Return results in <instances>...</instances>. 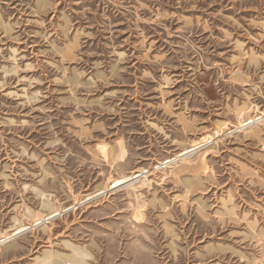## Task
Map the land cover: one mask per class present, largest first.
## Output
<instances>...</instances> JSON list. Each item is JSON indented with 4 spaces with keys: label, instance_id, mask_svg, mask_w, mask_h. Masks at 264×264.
Returning a JSON list of instances; mask_svg holds the SVG:
<instances>
[{
    "label": "rangeland",
    "instance_id": "1",
    "mask_svg": "<svg viewBox=\"0 0 264 264\" xmlns=\"http://www.w3.org/2000/svg\"><path fill=\"white\" fill-rule=\"evenodd\" d=\"M21 226L0 264H264V0H0Z\"/></svg>",
    "mask_w": 264,
    "mask_h": 264
},
{
    "label": "bare ground",
    "instance_id": "2",
    "mask_svg": "<svg viewBox=\"0 0 264 264\" xmlns=\"http://www.w3.org/2000/svg\"><path fill=\"white\" fill-rule=\"evenodd\" d=\"M258 120V119H257ZM255 121L256 120H253V119H247L246 121H244L243 122V124H242V126L240 127V128H247V127H250L251 125H253L254 123H255ZM207 144H208V142H207ZM207 144H199V145H197V146H194V147H191V148H187V149H185V150H183L182 151V153H180L178 156H176L175 158H173V159H169L168 161H165V162H163L162 163V165L161 166H164V167H167V165H169L170 163H172V162H174V161H176V160H178V159H181V158H187V157H190L194 152H196L197 150H199L201 147H203V145H207ZM145 172L143 171V172H138V173H135V174H133V175H131V176H128V177H126V178H123V179H120V180H116L113 184H112V186H111V188H110V190H114L115 188H117V187H120L121 185H129V184H131V183H133L134 181H136L137 179H139L141 176H142V174H144ZM141 174V175H140ZM144 176V175H143ZM107 190V189H106ZM105 190V191H106ZM104 192V191H103ZM102 193V192H101ZM100 193V194H101ZM100 194H97V195H95L94 197H96V196H98V195H100ZM92 198V197H91ZM91 198H88V199H91ZM88 201H90V200H88ZM85 202H87V201H85ZM83 203V202H82ZM81 203V204H82ZM78 206V205H77ZM58 215H60V213L59 212H57V211H55V212H53L52 211V213H50V214H48L46 217H44V218H42V219H37L36 220V222H35V224L33 225V226H36V225H39V224H44L45 223V221L47 220V219H51V218H53V217H56V216H58ZM28 230V227H26V226H21V227H19V228H17L14 232H13V234L12 235H9V236H6V237H4L0 242H1V244L2 243H5L6 241H9V240H11V239H13L15 236H17V235H20V234H22L23 232H25V231H27ZM48 257V256H47ZM50 262H48L47 264H49Z\"/></svg>",
    "mask_w": 264,
    "mask_h": 264
}]
</instances>
